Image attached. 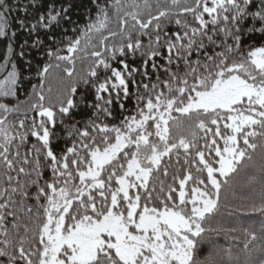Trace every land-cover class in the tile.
I'll use <instances>...</instances> for the list:
<instances>
[{"label":"snow or ice","instance_id":"1","mask_svg":"<svg viewBox=\"0 0 264 264\" xmlns=\"http://www.w3.org/2000/svg\"><path fill=\"white\" fill-rule=\"evenodd\" d=\"M93 2L95 17L82 32L73 29L89 42L92 33L102 36L86 53V74L46 102L50 69L64 63L72 77L85 49L79 36L36 39L31 46L47 63L33 100L25 108L0 101V264H221L200 256L222 231L211 226L222 187L257 152L264 180V0H192L175 14L153 13L144 0L143 12H123L128 30L119 46L103 32L120 0ZM71 7L19 25L31 36L70 19ZM11 10L0 0V38L9 37ZM166 23L177 25L171 35ZM6 51L3 98L23 80L14 46ZM58 129L69 145L60 152ZM234 211L264 216V196ZM239 231L243 248L259 255L231 264H264V225Z\"/></svg>","mask_w":264,"mask_h":264},{"label":"trees","instance_id":"2","mask_svg":"<svg viewBox=\"0 0 264 264\" xmlns=\"http://www.w3.org/2000/svg\"><path fill=\"white\" fill-rule=\"evenodd\" d=\"M12 6L11 12L8 14V28L9 37L0 38V57L4 59L9 58L6 51L7 45L14 46L17 55L13 58V63L18 65L17 71L22 74V82H18L13 89L15 95L9 98L0 97V101L8 99L12 103H18L21 108L27 107L30 101L33 100L32 91L33 86H39L40 77L37 75V70L43 64L47 63L44 53L41 49L32 47L34 40H44L46 43H51L52 39L55 40H67L74 36H79L81 39V46L85 49L78 54V59L75 63V71L72 77H68L64 68L66 65L61 63L59 68L53 67L47 76L46 83L44 85V94L46 96V102L50 99L52 102L58 100L71 85L77 81L81 76L86 74L89 64L92 62L91 58L87 56V52L93 50V47L99 44L102 38L99 33L90 34L91 40L88 41L87 37L79 35L73 29H79L81 32L84 30L85 25L90 23L95 17L96 13L93 11L95 5L93 0H8ZM69 3L72 4L70 9V19L61 20L55 26L45 29L40 28L37 33H33L31 36L25 29H22L19 25V21L23 20L26 24L35 23V17L38 14L47 15L53 8L60 10L61 8L68 7ZM109 4H115V0H108ZM152 5V11L155 13L156 9L170 8L173 14L179 12L180 6L184 4H191L192 0H179V3L174 5L172 0H149ZM122 7L119 9H112L110 11V20L108 22L107 30L103 32V36L108 37V43L110 45H117L123 41V34L128 30L127 27L121 24V16L124 11L139 10L143 12L144 0H120ZM136 6H139L137 9ZM27 8V12L23 9ZM129 25L132 23L131 18ZM165 27L170 29L171 33H174L177 29V25L174 23H166ZM16 33L15 38L11 37L12 33ZM110 32L117 33L116 36H110ZM67 34V35H65ZM27 41L24 46L26 55L19 56L21 45ZM4 59H0V87H5V78L7 71H11L9 67L7 70L3 67ZM161 61L163 57L160 58ZM129 60H134L133 66H139L140 60L138 58L130 57ZM159 62V61H158ZM166 63V61H164ZM114 64L116 62H113ZM30 64V66H29ZM143 70V69H142ZM148 71L151 73L152 69L149 67ZM139 79V77H137ZM83 87V86H81ZM49 89L51 91H49ZM134 90V88H133ZM126 111L124 114L133 112V102L125 101ZM117 112L118 108L115 109ZM77 119H81L77 116ZM68 137L66 134H61L60 130H57V138L53 140V149L56 152H60L65 148V140ZM34 138H33V141ZM261 159L259 152L254 156V160L251 164L241 171L240 175L234 176L229 180L228 185L222 187L220 193L221 210L217 220L211 225L212 227L222 229L219 234L212 233L211 239L215 242L214 246L205 245L204 252L200 256L201 260L211 259L221 264H231L234 258H238L240 261L248 259L258 258V253L253 256L243 248L244 238L239 229L252 228L257 231L264 225V216L259 213H237L234 210L240 206L242 202L246 203L248 200H255L259 202L260 198L264 196V180H261ZM50 175V173L48 174ZM255 176V180H251V177ZM224 179V178H221ZM230 213H232L230 215ZM237 228L238 231L230 232L229 229ZM257 248H259V242H257Z\"/></svg>","mask_w":264,"mask_h":264}]
</instances>
